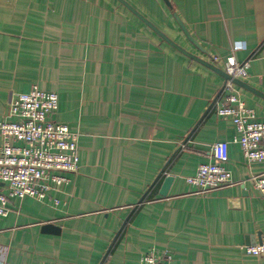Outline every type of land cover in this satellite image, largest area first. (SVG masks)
Wrapping results in <instances>:
<instances>
[{"label": "crops", "instance_id": "0c3cea01", "mask_svg": "<svg viewBox=\"0 0 264 264\" xmlns=\"http://www.w3.org/2000/svg\"><path fill=\"white\" fill-rule=\"evenodd\" d=\"M126 1L223 70L243 41L235 56L251 66L242 80L264 94V0ZM226 81L119 0H0V122L16 94L56 92L53 118L79 133L80 164L43 201L11 200L0 217V264H140L166 253L172 264H264L244 247L264 241V201L251 181L264 161L246 159L232 120L211 108ZM237 86L264 121V96ZM220 141L233 183L196 193L186 178L213 161Z\"/></svg>", "mask_w": 264, "mask_h": 264}, {"label": "built area", "instance_id": "2783aa9c", "mask_svg": "<svg viewBox=\"0 0 264 264\" xmlns=\"http://www.w3.org/2000/svg\"><path fill=\"white\" fill-rule=\"evenodd\" d=\"M236 49L233 47L225 59L224 70L233 78L246 79L251 60L239 61ZM216 62L220 63L221 59L214 57L213 63ZM58 106L56 92L34 86L31 91L14 96L8 119L0 122V217L10 213L13 198L43 201L49 192L69 182V173L79 171V133L53 118ZM211 108L218 116L232 120L237 131L234 141L240 144L246 159L264 161V121L246 106L235 82H225ZM211 157L213 161L201 163L195 175L186 178L197 188L196 193L204 194L233 183L226 166L227 143L212 144ZM251 181L264 201V172L252 175ZM244 247L248 254H264V241ZM140 264H172V256L166 253L157 258L147 254Z\"/></svg>", "mask_w": 264, "mask_h": 264}, {"label": "water", "instance_id": "95a60500", "mask_svg": "<svg viewBox=\"0 0 264 264\" xmlns=\"http://www.w3.org/2000/svg\"><path fill=\"white\" fill-rule=\"evenodd\" d=\"M123 5H125L128 9H130L135 15H137L144 23H146L151 29H153L158 35H160L166 42H168L170 45H172L173 47H175L176 49H178L179 51H181L182 53L186 54L187 56L195 59L196 61H199L201 63H203L204 65L210 67L211 69L219 72L220 74H222L226 80H232L233 82H235L237 85L239 86H243L246 87L252 91H254L255 93L264 96V94L260 93L259 91L253 89L251 86H249L247 83H245L242 79L239 78H233L232 76H230L229 74H227L223 69L218 68L217 66H215L212 62H208L206 60L201 59L200 57L194 55L193 53L187 51L186 49H184L182 46H180L178 43H176L173 39H171L169 36H167L164 32H162L157 26H155L151 21H149L147 18H145L139 11H137L131 4H129L126 0H119ZM165 2L170 5L169 0H165ZM174 17L176 18L178 24L180 25L181 29L183 30V32L185 33V35L187 36V38L194 43L197 47H199L200 49H203L202 46L198 43V41L196 39L193 38V36L190 34V32L187 29V26L185 25V23L183 22V20L179 17V15L177 13H174ZM174 181V177L171 175H168L165 177L163 184L161 186L160 189V194L162 196H167L169 193V189L171 187V184ZM44 230L46 231H50L53 233H59L60 228L52 225V224H47L44 226ZM262 241H260L261 243Z\"/></svg>", "mask_w": 264, "mask_h": 264}, {"label": "clouds", "instance_id": "9594fccd", "mask_svg": "<svg viewBox=\"0 0 264 264\" xmlns=\"http://www.w3.org/2000/svg\"><path fill=\"white\" fill-rule=\"evenodd\" d=\"M235 46H236V48L240 49V48H243L245 46V44L243 41H238Z\"/></svg>", "mask_w": 264, "mask_h": 264}]
</instances>
